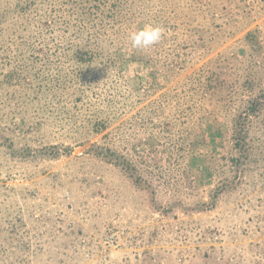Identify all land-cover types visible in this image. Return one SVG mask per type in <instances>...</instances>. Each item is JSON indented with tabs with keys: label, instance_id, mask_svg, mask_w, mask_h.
Wrapping results in <instances>:
<instances>
[{
	"label": "rangeland",
	"instance_id": "rangeland-1",
	"mask_svg": "<svg viewBox=\"0 0 264 264\" xmlns=\"http://www.w3.org/2000/svg\"><path fill=\"white\" fill-rule=\"evenodd\" d=\"M3 10L4 71L32 47L42 89L0 86V123L29 126L18 148L71 152L17 160L0 147V264H191L212 247L222 262L264 264V102L248 151L232 140L255 95L242 84L264 81V0H0V20ZM78 38L98 44L93 63H73ZM217 67L237 78L229 106L205 93ZM92 144L122 155L147 189ZM220 185L212 210L188 212Z\"/></svg>",
	"mask_w": 264,
	"mask_h": 264
},
{
	"label": "trees",
	"instance_id": "trees-1",
	"mask_svg": "<svg viewBox=\"0 0 264 264\" xmlns=\"http://www.w3.org/2000/svg\"><path fill=\"white\" fill-rule=\"evenodd\" d=\"M28 8V7H27ZM7 10H3L0 20V34L4 32L2 29V22L6 17ZM46 16V14L44 15ZM44 24V25H43ZM53 21L51 17H45L43 20L42 26L46 28V31H52L53 29ZM78 35H80V32ZM244 42L250 45L252 48H255V52L260 49L258 42L256 40L255 32L248 31L244 37ZM4 45H0L1 51H7L8 46L5 42ZM257 46V48H256ZM32 47H27L24 49L23 46L18 48V54H15V60L13 62L14 65L11 67L10 70L4 71V67L6 63H2L0 59V86L1 87H8L15 89L16 91H24L30 90L33 92H39L42 89V85H35L34 79L36 76L39 75V72L35 69V65L33 63H28L27 61L31 59L33 53L27 54L29 49L31 50ZM33 49V48H32ZM39 53L42 54L43 60H48L49 53L47 50L43 49H36ZM71 50V58L73 63H76L78 66L89 65L93 63L98 56H100L101 52L98 50V44L93 42L91 44V40H82L78 38L77 41L73 42V46ZM33 51H35L33 49ZM27 57L25 58V56ZM22 56L25 58L23 59ZM33 62V61H31ZM174 66V65H172ZM33 71V72H32ZM44 73V69L41 70V74ZM42 80V79H41ZM236 80L237 78L234 77V72L229 68H214L211 70L207 76L205 77L204 82V89L205 93L207 94H218L223 92V96H221V100L225 103H228L229 106L230 102L233 100L235 96L233 94L238 93V89L236 88ZM42 82V81H41ZM42 84V83H41ZM258 87V88H257ZM243 92H247L250 95L255 93L254 96L248 97L246 101L243 102L242 111H237V115L233 119V142L234 147L237 148L240 152L244 149L246 152L248 151V145L246 141L247 136V122L250 118L257 115L258 112L261 110L263 106L262 99L264 98V81L259 82L256 84L254 80H248L246 83L242 84ZM249 95V96H250ZM238 96V95H236ZM237 98V97H236ZM240 100L243 98L240 96L238 97ZM4 116V115H3ZM4 118V117H3ZM12 120V121H11ZM9 121L1 122L0 123V147H2L6 154L9 157L17 160H30L35 158H48V160H56L59 157L66 156L70 154L71 148L69 146H62V145H44L40 147H31L28 144H24L21 147H17L15 143V137L18 136V133L22 136H26L29 133V126L23 127L19 123H15L13 119ZM94 151V155L101 158L107 163H112L115 166L120 167L122 171L125 172L132 180L133 184L136 186H140L143 189H147L148 186L142 185L141 177L136 175L134 172V167L128 162L122 155L117 154L114 150L109 148H102L97 147L96 144H92L88 149L87 152L90 153ZM242 154V153H241ZM243 155V154H242ZM245 156V154H244ZM202 175H211L209 172V168L206 165L201 166ZM227 185H220L216 186L215 189L209 191V197L207 201H200L198 202L192 209L188 212H205L212 210L216 205L218 196L225 191ZM2 229V228H0ZM1 231V230H0ZM219 253L216 252L215 248H210V251H207L204 254H194L190 257L191 264H231L229 261L218 260ZM147 264V263H146Z\"/></svg>",
	"mask_w": 264,
	"mask_h": 264
}]
</instances>
